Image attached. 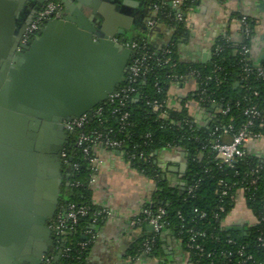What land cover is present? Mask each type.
I'll return each instance as SVG.
<instances>
[{
	"label": "trees",
	"instance_id": "obj_1",
	"mask_svg": "<svg viewBox=\"0 0 264 264\" xmlns=\"http://www.w3.org/2000/svg\"><path fill=\"white\" fill-rule=\"evenodd\" d=\"M147 1L146 10L151 12L150 17L155 24L171 29V40L158 50L150 44L145 31H140L134 40L138 46L135 56L145 54L147 58L143 72L131 84L135 90L99 102L95 107H102L101 113L92 116L80 130L97 129L112 138L121 139L126 158L136 168L157 179L156 200L146 207L166 210L164 219L170 223L166 228L178 234L195 264H264V162L246 151L241 159L229 164L217 157L212 147L216 141L223 140L225 129L231 135L245 124L249 116L244 111L253 105L260 113L253 118L250 130L264 136V78L258 72L259 66L264 67V58L258 60L252 55L254 21L248 16L251 31L248 34L242 31V39L238 42L220 37L208 62H183L178 57V41L186 37L187 24L177 19L178 10L168 0ZM194 1L185 0L181 9L189 10ZM154 4L158 8H154ZM244 47L249 48L247 53L243 52ZM245 66L248 67L246 70L243 69ZM187 74H194L199 82L196 97H203L208 105L216 103L227 109L226 112L220 109L208 127L198 128L192 124L184 106L174 109L168 105L171 80ZM129 84V80H125L121 87ZM155 100L162 104L158 110L153 109ZM124 112L128 115L122 118ZM167 147H180L187 153L184 181L179 188H170L155 176L157 169L153 153ZM64 151L68 161L63 164L58 211L63 213L70 203L87 204L90 209L69 228L71 234L66 236L69 250L60 254L55 263L86 264L91 246L87 230L98 210L91 200L94 170L75 142L65 145ZM141 152L145 157L139 156ZM239 190L243 191L247 207L256 216V222L245 232L223 226L224 218L235 206ZM144 216L142 213L139 217ZM99 218L98 215L97 220ZM190 228L205 231V236L197 238L202 251L187 246ZM163 230L148 237L152 247L149 255L159 254ZM86 235L88 237H84ZM146 239L139 238L134 242L131 256L143 252ZM82 242L86 244L82 245ZM59 245L58 240L56 246ZM56 246L49 254L55 255Z\"/></svg>",
	"mask_w": 264,
	"mask_h": 264
},
{
	"label": "water",
	"instance_id": "obj_2",
	"mask_svg": "<svg viewBox=\"0 0 264 264\" xmlns=\"http://www.w3.org/2000/svg\"><path fill=\"white\" fill-rule=\"evenodd\" d=\"M45 1L37 0L16 30L17 18L31 0H0V264H42L45 255L54 250L56 235L51 222L61 203L63 147L72 133L65 122L108 99L127 79L128 65L120 56L131 57L133 49L116 35L131 41L130 18L135 11L145 10L147 4V0H59L66 9L65 16L53 17L27 44L22 41L27 25ZM74 5L85 14L72 16L69 10ZM71 26L76 33L92 36L93 44L111 54L106 59L96 56L95 65L90 62V67L94 71L106 68L112 80L103 82L93 72L86 73L80 81L93 88L95 96L89 101L82 99L81 104L67 98L76 93L72 89L43 87L49 82L42 80L48 76L41 72L45 62L38 53L49 32L64 33ZM55 63L58 70L74 67L73 62L60 57ZM48 75L54 81L63 80L59 72ZM75 75L73 72L67 77L74 80ZM230 137L225 135L224 140ZM69 234L63 232L56 259Z\"/></svg>",
	"mask_w": 264,
	"mask_h": 264
},
{
	"label": "crops",
	"instance_id": "obj_3",
	"mask_svg": "<svg viewBox=\"0 0 264 264\" xmlns=\"http://www.w3.org/2000/svg\"><path fill=\"white\" fill-rule=\"evenodd\" d=\"M145 10H137L132 14L130 40H136L135 37L143 30L150 44L158 50L162 49L171 40L172 31L163 24L147 26L151 12ZM69 11L74 17L85 14L78 5ZM241 15H247L254 21L252 55L258 60L264 58V0H195L188 12L187 35L178 41L179 59L183 62L206 63L211 59L208 58L209 54L212 57L213 47L220 37L240 41L242 28L238 19ZM120 37L124 39L121 34ZM93 39L90 35L74 32L72 26L64 33L59 34L56 30L49 32L42 44L43 48L38 52L45 62L41 72L48 76L42 80L49 82L43 87L74 90L76 93L67 96L73 104H81L82 99L93 100V88L85 86L80 79L91 71L103 82L112 80L111 72H107L106 68L94 71L90 67V62L95 65L96 56L111 58L105 48L93 44ZM58 57L73 62L74 67H61L58 70L54 65ZM124 58L127 67L132 56L127 58L124 54L120 56V61H124ZM58 72L62 76L61 81H54L48 75L54 76ZM73 72L76 74L74 80H71L73 77L69 80L67 76ZM198 87L199 82L194 74L175 76L169 85L167 102L174 109L184 106L191 123L198 128H205L221 108L215 103L208 105L201 97H196ZM245 149L249 155L264 162V136L252 138ZM93 153L98 162L91 181V200L98 209L103 210V214L90 227L91 246L86 264H195L182 239L170 228L164 229L161 234L159 254L152 256L142 252L135 257L130 255V249L137 239L155 235L153 226L138 218L148 204L155 202L159 183L151 175L136 168L120 149L97 144ZM186 154L180 147L155 151V176L160 177L170 188L182 186L187 166ZM255 222L256 216L247 207L243 191L239 190L235 206L224 218L223 226L245 232Z\"/></svg>",
	"mask_w": 264,
	"mask_h": 264
},
{
	"label": "built area",
	"instance_id": "obj_4",
	"mask_svg": "<svg viewBox=\"0 0 264 264\" xmlns=\"http://www.w3.org/2000/svg\"><path fill=\"white\" fill-rule=\"evenodd\" d=\"M168 1L175 8H177L178 10L176 14L177 19L183 20L187 24L188 23V12L190 9L186 11L181 9V6L185 3V0H168ZM153 6L154 8H158L156 4H154ZM62 10H63L62 4L59 2H55V1H50L47 4H45L43 7L39 8L35 12L34 17L32 21L30 22V24L27 26L22 41L26 43L31 33L38 30L45 20L50 19L52 17H56L57 15L61 13ZM238 20L241 23L242 31L245 34L250 33L251 27L248 21V16L241 15ZM148 23L149 25H153L155 24V20L150 17L148 20ZM122 41L125 45L130 46L133 49V55L129 62L128 75L126 79V80H129L130 84L127 87H121L120 85L117 88V90L109 96L110 99L128 90L130 91L135 90V87L132 86L131 84H133L136 81V77L140 74V72H143L142 70L146 63L147 56L145 54L137 56V57L135 56V51L138 48L136 41L134 40L129 41V40H124V39ZM248 51H249V48L244 47L243 52L247 53ZM247 68H248L247 66L243 67L244 70H246ZM258 72L264 78V67L259 66ZM201 98L203 99V97ZM152 105H153L154 110H158L162 107V104L157 102L156 100L153 101ZM101 109L102 107H98V108L94 107L92 110L87 111L83 113L82 115L72 118L70 120H67L65 122L66 128L69 131H71L72 134L75 133L74 142L76 143V145L82 148L84 158L88 160L93 170H95L96 164L98 162V158L93 153L94 146H96L97 144H103L106 147L117 148V149H120L121 151H122V146H123V141L121 139L112 138L97 129L88 130V131L80 130L81 127H83L85 124L89 122L92 116L100 114ZM221 111L226 112L227 109H223L221 106ZM244 112L245 114L249 116L245 124L239 130L235 131L234 133H231L230 135L231 137L228 141L224 140V136L229 134V131L225 129L223 140L216 141L212 145L213 149L216 152V156L222 158L224 161L228 162L229 164L237 162L239 159H241L245 155L246 153L245 147L248 141H250L252 138L259 137L257 133H253L250 130V127L253 125V118L259 115L260 113L259 110L257 109L255 105H253V106L246 108ZM127 115H128V112H124L122 115V118L126 117ZM62 156H63L64 162L68 161L67 154L64 150L62 152ZM131 156L135 157L134 154H131ZM139 156L145 157L143 152H141ZM75 166H77V164H75ZM89 209L90 207L87 204L77 205L76 203H70L67 205V208L63 213L57 211L56 215L54 216L51 222V226L55 230L56 241L59 240L60 242L59 246H56V243H55L56 248L58 249L61 248V244L63 242V237H64L63 232L64 231L71 232V229L69 228H72L73 225L78 221L80 217L87 215L89 212ZM142 213L145 216L143 218L139 217L138 220L139 221L145 220L146 222L150 223L154 228L155 235L159 234L163 229H165L170 224L169 221L164 219L166 217V210L162 207L157 208V210H152L148 207H145ZM102 214H103V210L98 209L96 211V216L93 218V222L97 220L98 215L101 216ZM87 231L89 233L91 232V229H88ZM188 231L190 232V236L188 239L187 246L189 248H196L202 251L203 250L202 244L197 242V238L205 236L206 235L205 231L194 230L193 228L188 229ZM149 240L150 239L148 238L145 240V243H144L145 247L143 249V252L147 254L151 252V249H152ZM85 244L86 242H82V245H85ZM67 250H69V247L66 245V242H65V245L63 246L62 252L60 254H62L64 251H67ZM56 254L57 252L55 253V255H51L48 252L44 257L42 264H56L55 263V261L57 260L55 258ZM208 254L210 255V253Z\"/></svg>",
	"mask_w": 264,
	"mask_h": 264
},
{
	"label": "flooded vegetation",
	"instance_id": "obj_5",
	"mask_svg": "<svg viewBox=\"0 0 264 264\" xmlns=\"http://www.w3.org/2000/svg\"><path fill=\"white\" fill-rule=\"evenodd\" d=\"M36 1L37 0H31V4H29V5H27V9L26 10H24V11H22L23 13H21L20 15H19V17L17 18V21H16V25H15V28H16V30L25 22V20H26V18H28V15L30 14V12L32 11V9L35 7V5H36ZM50 1H55L56 2V0H48V1H45L39 8H41V7H43L45 4H47L48 2H50ZM57 2H59V3H61L59 0H57ZM147 3H148V1H147ZM62 4V3H61ZM62 6H63V10L61 11V13L59 14V15H57L56 17H63V16H65V14H66V9H65V7H64V5L62 4ZM146 7H147V4H146ZM38 10V9H37ZM36 10V11H37ZM35 11V12H36ZM35 12L32 14V17H31V19H30V22L32 21V19H33V17H34V14H35ZM53 18V17H52ZM51 19V18H50ZM50 19H47V20H45L43 23H42V25L40 26V28L38 29V30H36V31H34V32H32L31 33V35L29 36V38H28V40L26 41V43L27 44H29V43H31L38 35H39V33H40V31H41V29H42V27L47 23V21H49ZM30 22H29V24H30ZM28 24V25H29ZM27 25V26H28ZM116 37L118 38V39H122L121 37H120V35H116ZM74 140H75V136H74V134H70V136H69V142L68 143H66L65 145H67V144H71V143H73L74 142ZM65 145H64V147H65ZM64 147H63V150H64ZM62 171H63V169H62ZM63 176H64V172H63Z\"/></svg>",
	"mask_w": 264,
	"mask_h": 264
}]
</instances>
